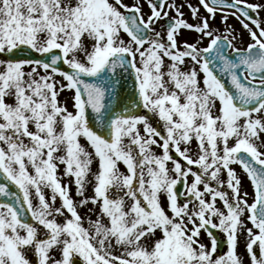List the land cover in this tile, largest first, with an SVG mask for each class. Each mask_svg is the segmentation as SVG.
I'll return each instance as SVG.
<instances>
[{"label":"snow or ice","instance_id":"6c2138e0","mask_svg":"<svg viewBox=\"0 0 264 264\" xmlns=\"http://www.w3.org/2000/svg\"><path fill=\"white\" fill-rule=\"evenodd\" d=\"M261 13L0 0V264H264Z\"/></svg>","mask_w":264,"mask_h":264},{"label":"flooded vegetation","instance_id":"af4514ba","mask_svg":"<svg viewBox=\"0 0 264 264\" xmlns=\"http://www.w3.org/2000/svg\"><path fill=\"white\" fill-rule=\"evenodd\" d=\"M125 1H127V0H125ZM130 1L133 2V0H130ZM192 2L195 4V3L198 2V0H192ZM250 2L255 3L256 1L250 0ZM184 11H185L186 17L189 18V19H191V14L188 11V9L185 8ZM145 12H147V6L146 5H145ZM201 12L203 13V9H201ZM229 23L232 24L238 31L242 30V26L240 24V21L237 20L235 17L230 18ZM215 24L216 25L219 24V17H217V21L215 22ZM194 36H195V33H192L191 34V37H194ZM245 41L247 42V33H245ZM205 43H207V42H205ZM245 186H246L247 190L249 192H251V187L248 185L247 179H245ZM240 252L241 253L244 252L243 245H241ZM246 261H247V257H245V263H246Z\"/></svg>","mask_w":264,"mask_h":264},{"label":"rangeland","instance_id":"374dc122","mask_svg":"<svg viewBox=\"0 0 264 264\" xmlns=\"http://www.w3.org/2000/svg\"><path fill=\"white\" fill-rule=\"evenodd\" d=\"M253 1L257 2V0H253ZM125 2L128 3V1H125ZM261 15L264 16V13H261ZM65 95H68V93H65ZM61 99H63V97H61ZM157 151H159V150H157ZM61 172H62V168H61ZM72 193H73V195H75V186L74 185L72 186ZM58 203H59V201H58ZM249 226H251V225H249ZM246 262H248V261H246Z\"/></svg>","mask_w":264,"mask_h":264}]
</instances>
